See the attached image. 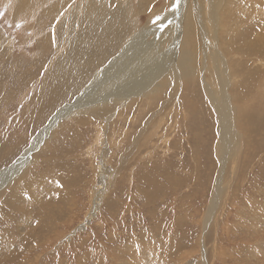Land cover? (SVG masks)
Segmentation results:
<instances>
[{"label": "rangeland", "instance_id": "1", "mask_svg": "<svg viewBox=\"0 0 264 264\" xmlns=\"http://www.w3.org/2000/svg\"><path fill=\"white\" fill-rule=\"evenodd\" d=\"M177 2L0 0V174L110 56ZM190 2L179 38L175 11L149 59L128 56L136 72L152 74L150 90L125 106L60 114L0 182V264H264V13L249 11L264 12V0H225L209 33L201 16L213 0H189L186 11ZM171 58L175 67L158 75ZM216 105L232 131L222 139ZM104 125V188L85 227Z\"/></svg>", "mask_w": 264, "mask_h": 264}, {"label": "bare ground", "instance_id": "2", "mask_svg": "<svg viewBox=\"0 0 264 264\" xmlns=\"http://www.w3.org/2000/svg\"><path fill=\"white\" fill-rule=\"evenodd\" d=\"M177 1H178L177 5L174 7V9L168 10L163 15H165V14H167L169 12H171V13L175 12V11L178 12L177 20L175 22L171 23L170 25L172 26V28L173 27L175 28L176 35L179 38L180 35H181V31H182V29L184 27L183 24H186L188 19L193 18V12L192 11L194 9L191 11L192 7H191V2H190L189 10L186 11V5H187V2L189 0H177ZM229 1L231 3H233V0H229ZM172 2L175 3V0H172ZM213 4H214V7L212 9H210L206 4H204V5H206V6H204V7H206V9H205V11H203V13L205 12L206 14L202 15V16L200 15L202 17L201 28L206 30V32H208V33L211 32V31H215L219 27V23L217 22L215 16H216V13H218V11L225 5V0H213ZM195 5H196V2H195ZM199 9L202 10L201 8H199ZM203 10H204V8H203ZM246 11H248V10H246ZM249 11H251V12L256 11L255 12L256 15L264 13L263 11L256 10L255 7H250ZM171 13L167 14V16H166V18H165V20L163 21L162 24H160L158 26L155 24V26H151L147 30L141 31L140 32V36L135 38L133 40V42H132V39H129L126 42L127 45H124L121 51H119V52L113 54L112 56H110V58L107 59L108 61L106 63H103V65L93 73V75L87 81L86 85L82 86V89L80 90V92L78 94L76 93L77 95L75 96L74 100L70 104H66L65 106L60 108L54 114V116L49 120L47 125L44 126V128L39 129L40 131H38L37 135L34 137V139L32 140L31 144L29 145V147L24 149L22 154L16 159V163L13 164V167H11L9 169H6L4 172H2L0 174V182L4 181V179L6 178L7 175L13 174L15 171L20 169L22 164L25 165V163L28 161V158L30 157V155L32 153V150L38 144L39 140L42 141L45 138V136L48 134V133L46 134V132L51 127L54 126V124L56 122V118L60 114L77 111L79 108H81L83 106L84 107H87V106L88 107H93V106H96L98 104L101 105V103H104L105 101L112 102V100L113 101H121L122 102V106H125V105L128 104V101L131 98H133L134 96H138L137 98L139 99L140 95L143 94L144 91L148 90L151 86L155 85L154 82H153V78L151 76L152 74L145 73V72H139V73L136 72L132 68V66L130 65L131 61L128 59V56L134 50L135 52L140 53L142 55V57H144L146 59H149V56L152 54V46H155V43H156L155 39H157V36L155 37V35H156V33L157 34L160 33V32L159 33L156 32V31L159 28H161L162 26H165L166 24L171 22ZM196 13L198 14L197 10H196ZM42 24H44V23H38V25H42ZM171 26H168V28L170 29ZM144 31H145V33L143 34L142 32H144ZM165 33L166 32L162 30L161 35H163ZM201 33H202V35H205V33L202 30H201ZM148 35H151L152 37L150 39H147ZM119 36L122 39H125L124 36H122V35H119ZM258 37H260L259 39H257V41L259 42L260 39H261V36L258 35ZM174 47H176V53H175L173 58H175L177 56V50H178L177 49L178 48V40H176V39H173L171 41L169 51H172L174 49ZM208 49H209V46L207 44H204L203 45V50L206 51ZM148 53H149V56H148ZM173 58L169 59V61L168 60H166L165 62H164V60L162 61V64H165L166 68L162 69L159 72L158 75H163L164 73H166L168 71L167 68H169L170 66L171 67H175V64L172 63L173 62L172 61ZM142 60L143 59H139L138 63L141 64ZM144 65H145L146 68L149 66L148 63H144ZM144 75H147V76L144 77ZM49 82L51 83V81H49ZM162 83H164V82H162ZM157 84H159V83H157ZM48 85H49L48 87L50 88L51 84H48ZM48 87H47V89H48ZM156 87L157 86H155V88ZM53 88H55L54 85H53ZM161 88H163V87H161ZM145 94L146 93H144V96H145ZM135 99H136V97H135ZM140 101H141V99H140ZM135 102L138 103V101H135ZM118 109H119V107H118ZM118 109H116V110H118ZM217 109H218L217 122H218V125H219L218 131H219V133H221L222 136L220 137V139H222V137L225 134H227L229 132H232V131H230V129H229V125H228V122L226 121V118H225L224 111H223L222 107L220 105H218ZM150 119H151V117L146 119L147 120L146 123L150 122L151 121ZM105 127H106V125H104L103 129H101V134H100V138H99V146L97 145L98 148L102 149L103 152L102 151L101 152L98 151L96 156H95V159H94V160H96V164H97V169H98L97 176H98V179H97V183L95 185V189H93L92 203H91V207H90V209H89V211L87 212V215H86V221H85V225H84L85 227H86V223H88V221L92 218V216L97 211V208H98L97 204L99 203V199L101 198L100 194L102 192V189L104 188V183L102 181L104 180L105 174H106V171H107V170H105V167H104V164H105L104 163V159H105L106 154L108 152L107 149H103V146L107 147V143H108L107 142V137H106V131L107 130H106ZM144 128H145V126L140 128L141 130H139L138 137L142 136V138H143L147 134H149L148 131L146 129H144ZM150 128L152 129V127H150ZM151 129H150V131H151ZM98 156H99V161L96 159V157H98ZM44 162H46V161H44ZM220 184H221V178H218V181H217V184H216L217 189L214 191L215 192L214 194H215V196L217 198H220L221 194L223 193V188L222 189L219 188ZM221 190H222V192H219ZM209 204H208L209 207L207 209V212H210L213 209V207H214V203L211 200H210ZM138 249H140V248H138ZM155 254H156V252H155ZM152 256H154V255H152Z\"/></svg>", "mask_w": 264, "mask_h": 264}]
</instances>
